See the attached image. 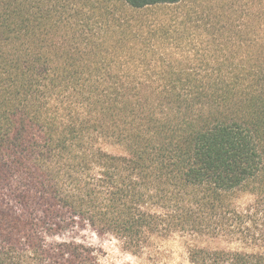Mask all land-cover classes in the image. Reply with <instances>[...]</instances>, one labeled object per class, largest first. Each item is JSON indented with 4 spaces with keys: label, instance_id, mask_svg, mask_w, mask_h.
<instances>
[{
    "label": "trees",
    "instance_id": "trees-1",
    "mask_svg": "<svg viewBox=\"0 0 264 264\" xmlns=\"http://www.w3.org/2000/svg\"><path fill=\"white\" fill-rule=\"evenodd\" d=\"M57 1L0 0V264H102L54 240L88 226L134 254L182 234L250 248L192 244V264H264V216L234 202L264 203V69L149 58L156 32L106 10L94 34Z\"/></svg>",
    "mask_w": 264,
    "mask_h": 264
},
{
    "label": "rangeland",
    "instance_id": "rangeland-1",
    "mask_svg": "<svg viewBox=\"0 0 264 264\" xmlns=\"http://www.w3.org/2000/svg\"><path fill=\"white\" fill-rule=\"evenodd\" d=\"M57 2L61 8L73 10L71 14L75 16L74 21L87 25L94 34L100 28L106 29V15L102 18L100 14H106V10L117 18H129L136 31L143 29V37H151L150 32H156L158 36L147 45L150 47L147 54L149 58L172 61L185 58L189 61L190 68H198L204 58L214 59L216 56L226 55L231 57L232 65L223 67L225 69H264V0H185L179 5L138 12L129 10L123 0ZM160 25L170 28L167 39L165 36L159 38L163 34ZM206 61L213 64L210 69L218 68V65L214 66L213 60ZM103 148L114 155H127L126 150L119 145L104 144ZM234 202L240 210L249 209L259 218L264 216L263 213L260 214L264 210V203L259 202L254 192L239 193L234 197ZM252 226L257 231L256 242L264 246V229L260 232L262 228L258 223ZM254 231L252 232L256 234ZM54 240L74 241L91 247L102 264H192L189 257L192 244L212 249L250 250L243 243L227 244L223 238L213 240L201 237L194 240L190 236L174 234L157 239L144 253L134 254L126 250L116 237L101 235L89 226L75 228Z\"/></svg>",
    "mask_w": 264,
    "mask_h": 264
}]
</instances>
